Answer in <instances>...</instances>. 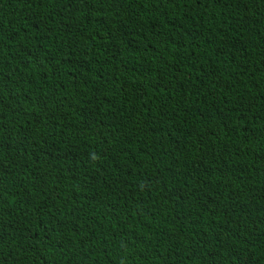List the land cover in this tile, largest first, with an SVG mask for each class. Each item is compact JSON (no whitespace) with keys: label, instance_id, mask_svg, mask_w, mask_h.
I'll list each match as a JSON object with an SVG mask.
<instances>
[{"label":"trees","instance_id":"16d2710c","mask_svg":"<svg viewBox=\"0 0 264 264\" xmlns=\"http://www.w3.org/2000/svg\"><path fill=\"white\" fill-rule=\"evenodd\" d=\"M0 264H264V0H0Z\"/></svg>","mask_w":264,"mask_h":264}]
</instances>
